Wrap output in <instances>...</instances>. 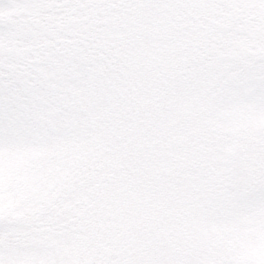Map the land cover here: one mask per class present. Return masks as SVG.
Here are the masks:
<instances>
[{
  "label": "snow or ice",
  "instance_id": "1",
  "mask_svg": "<svg viewBox=\"0 0 264 264\" xmlns=\"http://www.w3.org/2000/svg\"><path fill=\"white\" fill-rule=\"evenodd\" d=\"M0 264H264V0H0Z\"/></svg>",
  "mask_w": 264,
  "mask_h": 264
}]
</instances>
